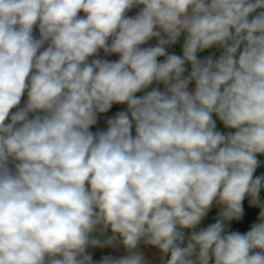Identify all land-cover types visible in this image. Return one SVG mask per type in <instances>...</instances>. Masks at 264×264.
Segmentation results:
<instances>
[{
  "label": "clouds",
  "instance_id": "clouds-1",
  "mask_svg": "<svg viewBox=\"0 0 264 264\" xmlns=\"http://www.w3.org/2000/svg\"><path fill=\"white\" fill-rule=\"evenodd\" d=\"M261 156L264 0H0V264H264Z\"/></svg>",
  "mask_w": 264,
  "mask_h": 264
},
{
  "label": "crops",
  "instance_id": "crops-1",
  "mask_svg": "<svg viewBox=\"0 0 264 264\" xmlns=\"http://www.w3.org/2000/svg\"><path fill=\"white\" fill-rule=\"evenodd\" d=\"M136 11H137V9H133V11L129 13V15H134ZM150 43L154 44L155 41H150ZM180 44H182V39H181L180 43H178L176 45L178 54H180ZM210 52L211 51H209V54H210ZM199 56L201 58H203V56H206V52L199 54ZM110 58L115 59L118 57H110ZM23 99L26 100V95ZM125 108H126V106H124V105H113V107L109 111V113L100 115V117L98 119V123H97V125L93 126L92 131H96L98 129H100V130L106 129V117L113 116V115H115V113L117 111L124 110ZM259 159L262 162H264V156L259 157ZM261 174H264V164H262V166L260 168H258L257 172H256V175H261ZM261 199L264 200V190H262V192H261ZM244 206H245V217L241 221L231 222L230 227L232 230L246 231L250 227V224L252 222H255V219L259 214V209L258 208L253 209L248 204L247 200L245 201ZM216 209H218V208H213V210L209 213L208 217H206V219H205L206 223L210 222L209 220L212 216V212ZM142 250L145 251L146 255L150 259H153V260L157 259V256L155 255L153 250H149V249H142ZM89 251L92 253L93 260L96 262H99L100 260H102L105 255L119 256V255L125 254L124 250L122 248H118V249H111V248L99 249V248H97V249H89Z\"/></svg>",
  "mask_w": 264,
  "mask_h": 264
},
{
  "label": "built area",
  "instance_id": "built-area-1",
  "mask_svg": "<svg viewBox=\"0 0 264 264\" xmlns=\"http://www.w3.org/2000/svg\"><path fill=\"white\" fill-rule=\"evenodd\" d=\"M172 51H175V52L178 54V52H177V46H176V45L171 46V47L169 48V52H172ZM161 59H162V58H161ZM205 219H206V218H205ZM202 225H203V226H206V225H207V223H206L205 220L202 222Z\"/></svg>",
  "mask_w": 264,
  "mask_h": 264
},
{
  "label": "trees",
  "instance_id": "trees-1",
  "mask_svg": "<svg viewBox=\"0 0 264 264\" xmlns=\"http://www.w3.org/2000/svg\"><path fill=\"white\" fill-rule=\"evenodd\" d=\"M199 55V54H198ZM218 211H219V209H216V210H214L213 212H212V216H211V218H210V222H207V224L208 223H211L212 221H214V219H215V216L217 215V213H218Z\"/></svg>",
  "mask_w": 264,
  "mask_h": 264
},
{
  "label": "water",
  "instance_id": "water-1",
  "mask_svg": "<svg viewBox=\"0 0 264 264\" xmlns=\"http://www.w3.org/2000/svg\"><path fill=\"white\" fill-rule=\"evenodd\" d=\"M209 51H211V52H214L216 55H219V50H217V49H211V50H208V51H206V55H209ZM221 128H222V126H221ZM212 222H214V221H212ZM211 222V223H212Z\"/></svg>",
  "mask_w": 264,
  "mask_h": 264
},
{
  "label": "rangeland",
  "instance_id": "rangeland-1",
  "mask_svg": "<svg viewBox=\"0 0 264 264\" xmlns=\"http://www.w3.org/2000/svg\"><path fill=\"white\" fill-rule=\"evenodd\" d=\"M213 53V52H210V54Z\"/></svg>",
  "mask_w": 264,
  "mask_h": 264
}]
</instances>
